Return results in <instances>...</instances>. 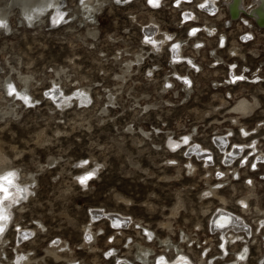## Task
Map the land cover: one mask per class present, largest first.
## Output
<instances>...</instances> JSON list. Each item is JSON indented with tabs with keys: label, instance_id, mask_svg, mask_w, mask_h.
Returning a JSON list of instances; mask_svg holds the SVG:
<instances>
[{
	"label": "rangeland",
	"instance_id": "rangeland-1",
	"mask_svg": "<svg viewBox=\"0 0 264 264\" xmlns=\"http://www.w3.org/2000/svg\"><path fill=\"white\" fill-rule=\"evenodd\" d=\"M172 1L0 0V177L28 191L11 201L0 264H153L161 253L229 264L242 246L243 264H264V164L250 168L264 153V32L204 18L198 0L182 24ZM151 26L170 41L144 43ZM191 27L201 32L188 36ZM244 32L254 39L241 43ZM241 99L257 105L234 111ZM219 136L243 146L246 163L224 165ZM220 208L252 232L221 239L210 228ZM97 211L130 221L113 232ZM19 229L30 235L19 240Z\"/></svg>",
	"mask_w": 264,
	"mask_h": 264
},
{
	"label": "bare ground",
	"instance_id": "bare-ground-1",
	"mask_svg": "<svg viewBox=\"0 0 264 264\" xmlns=\"http://www.w3.org/2000/svg\"><path fill=\"white\" fill-rule=\"evenodd\" d=\"M25 1V0H24ZM31 2V1H30ZM230 3L232 2V0L229 1ZM27 3V1H26ZM25 3V4H26ZM51 4V3H49ZM58 4V3H57ZM56 4V6H57ZM28 5V4H27ZM44 7H46V3L44 5H38L36 7V10L37 11H40L42 10ZM253 10L250 12L251 14H253L254 16H257L256 19L261 23V24H264V0H257L256 1V4H254L253 6ZM250 7V9L252 8ZM242 8V0H236V3H235V10H232V14L233 16H237V13H239L240 9ZM30 15V13L28 14ZM3 19V17L0 15V21ZM243 21H246L245 19H243ZM247 24H249V22H247ZM156 26H151V28H145L147 31H149V33L151 34L150 36L152 37L151 40H152V43H155L156 45H158V47H162L166 42V38L170 37V35L168 34H164L166 38H161V39H157L155 38L154 35H156V29H155ZM153 30V33H152V30ZM151 30V31H150ZM170 41V39H169ZM173 55H176V52H173L172 51V57ZM189 61V60H188ZM63 98V97H62ZM61 98V99H62ZM257 105V100L255 99L254 102H249L245 99H241L240 101H238L236 103V105L233 107V110L234 111H237V112H240V113H247L249 112L253 107H255ZM188 140V139H187ZM228 141H229V138L228 136H225V137H216L214 138V142L217 144V143H221L222 144V148L221 149V152L223 153V155L226 156V162L229 161V163H231L234 159V157L236 156H240L241 155V152L243 151V146H240L238 147V145H233L232 147H227L228 146ZM227 144V146H226ZM196 145V144H195ZM198 145H196V147H194L192 144H189V147L192 152L195 153V156L197 157H200V158H204V155L206 154L205 153V149L204 148H197ZM254 146H256L254 144ZM254 150L256 149L255 147L253 148ZM207 152V151H206ZM207 156V155H206ZM256 156V155H255ZM244 157V156H243ZM241 157V159L243 158ZM206 158V157H205ZM255 158H258L260 160H263L264 161V153H258L257 156ZM223 159V158H222ZM233 159V160H231ZM239 159V160H241ZM238 160V162H239ZM255 160H253V162L255 163ZM247 161V160H246ZM257 168V167H256ZM1 169V168H0ZM6 169V168H5ZM13 169V168H12ZM11 170V169H10ZM2 171H5L2 169ZM10 172V171H9ZM14 172V171H13ZM6 173V172H5ZM15 173V172H14ZM1 174V173H0ZM11 173H8L2 177H0V189H6V191H3V190H0V243L4 241V238H3V233L5 231L6 226H7V223L9 221V218H10V213H9V209H10V205H11V201L13 200H19V199H22V198H26L27 197V192H26V189L22 186H18L19 184H16V183H20L21 181L17 182L16 180V183L14 182V177ZM20 175V174H19ZM88 175V174H87ZM93 177V176H92ZM19 178V177H17ZM80 180V179H79ZM78 180V181H79ZM9 181H11V183H9ZM23 182V180H22ZM88 182V181H87ZM24 183V182H23ZM27 184V182H26ZM21 185V184H20ZM23 185V184H22ZM84 185H86L84 183ZM28 188V187H27ZM32 190V189H31ZM29 194V193H28ZM242 199V198H241ZM240 200V199H239ZM240 203L242 204L241 206L243 207L244 205L247 204V202H245L244 200H240ZM246 203V204H245ZM240 205V204H239ZM247 207V206H246ZM245 208V207H244ZM244 210V209H243ZM246 210V209H245ZM259 211V210H258ZM98 212V211H97ZM243 212V211H242ZM245 212V211H244ZM264 212V211H263ZM96 215H94L93 217H106L107 219H109L110 222H115L116 224H127L129 221H128V218L125 217H122V216H117V215H114L112 213H109V214H104L103 213H95ZM243 214V213H241ZM263 216V215H262ZM14 217V216H12ZM108 221V220H107ZM258 224H257V229L259 230V228H262L264 229V221H263V218L260 220L258 219ZM210 225H211V229L212 230H216L219 234H221L223 236V238L221 239H224L226 240V238L228 240H230L231 242L235 239L237 240L236 238V235L238 233L242 234V231H246L247 234L249 232H252L251 230V227L245 223V220L243 217H241L240 215H235V214H232L230 213L229 211L223 209V208H220L217 210V213L213 214L211 216V219H210ZM127 228V227H126ZM256 229V231H257ZM6 232V231H5ZM27 230L25 231H21L19 229V232H18V239H22L24 236L27 235ZM216 233V232H215ZM29 234V233H28ZM236 234V235H235ZM30 235V234H29ZM244 236V235H243ZM241 237V236H240ZM239 238V236H238ZM227 240V241H228ZM165 242V241H164ZM163 242V243H164ZM162 243V242H161ZM169 243V242H168ZM2 246V245H1ZM224 246V245H223ZM177 247V246H176ZM151 248V247H150ZM223 248V247H222ZM227 248V247H226ZM141 249V248H140ZM151 249H154V248H151ZM176 249V248H175ZM224 249V248H223ZM178 250V249H176ZM149 251V250H148ZM174 251V250H173ZM142 253V251H141ZM168 253V252H167ZM224 253V251H223ZM15 254V253H14ZM146 254V253H145ZM162 254V253H161ZM158 255L157 257L155 258H159L161 256H164L163 255ZM177 254V253H176ZM221 254V253H220ZM17 255H20V257L23 259L25 255L23 254H18ZM154 255V254H153ZM219 255V254H218ZM200 256V255H199ZM247 256V248L245 246H242L236 253H235V257L234 259L229 263V264H243L244 260H245V257ZM27 257V256H26ZM25 257V258H26ZM115 257V256H114ZM118 257V256H117ZM201 257V256H200ZM220 257V256H219ZM17 258V256H16ZM15 258V259H16ZM59 258V257H58ZM151 259V257H149ZM189 257H186L185 255L183 254H177L175 257L171 258V259H167V258H160L159 261H158V264H192V261H190V259H188ZM14 259V260H15ZM119 259V258H118ZM121 259V258H120ZM3 260V259H2ZM127 260V259H126ZM129 260V259H128ZM127 260V261H128ZM149 260V259H148ZM147 260V261H148ZM20 260H16V262H18ZM26 261V260H25ZM21 262V264H26V262ZM124 261V260H123ZM152 261V260H151ZM14 262V261H13ZM75 262V261H74ZM74 262H69V263H72L74 264ZM203 262V261H202ZM201 262V263H202ZM214 262V261H213ZM125 263V262H124ZM130 263V262H129ZM212 263V262H211ZM16 264H19L16 263ZM28 264V263H27ZM145 264V263H143ZM194 264V263H193ZM197 264V263H196ZM214 264V263H213Z\"/></svg>",
	"mask_w": 264,
	"mask_h": 264
},
{
	"label": "built area",
	"instance_id": "built-area-1",
	"mask_svg": "<svg viewBox=\"0 0 264 264\" xmlns=\"http://www.w3.org/2000/svg\"><path fill=\"white\" fill-rule=\"evenodd\" d=\"M161 1L162 0H159L158 6L162 4ZM229 1L230 0H198V7H196V9L198 11L197 14L203 16L204 18H212V17H216V16H218L219 14L222 13L223 16L226 18V21H228V22H237L239 20L243 21V19H245L246 21H243L244 23L247 24V22H249V24H250V22H251V25H252V28H253L251 30H253V32L254 31L257 32L256 34L264 32V26L258 24V20L256 19L257 16H254L253 14L250 13L253 10L252 6L254 4H256L257 0H251V4H249L247 7L244 4V0H242V8L240 9L237 17H235V18L232 17L231 14H230L229 8H230V5H231L232 2L230 3ZM193 2H194V0H173L172 1L173 7L183 8V10L180 13V20H181L182 24H187V23H191L192 22V20L194 18V13H193V11L191 9H188V7H186V5L191 6V4ZM219 3H221V4L218 5ZM147 5L149 7H151V8L158 7V6L154 7L152 4H150L149 0H147ZM250 7H252V8L250 9ZM193 30H195V31H193ZM199 32H201L200 29H196L195 27H191L188 30L187 35L194 37ZM150 35L151 34L149 33V31L146 30L145 33H143L142 41L144 43H147V44L150 43L152 41L151 40L152 37ZM252 39H254L252 32H244V34H241V36L239 38L241 43H245V42H247L249 40H252ZM197 43H198L197 47H202L203 44H199V42H197ZM220 45L224 46V40L222 38H219V41H218V46H220ZM174 46H176V47H174ZM169 47H170L171 58L175 62H178L179 59H180V56L178 54L179 53V47L177 46V44H173V43ZM172 51L176 52V55H173V57H172ZM232 79H234V78H232ZM185 81H189V80L186 79V78H182V82L184 84H188V83H185ZM218 145H219V148L222 147L221 143H218ZM226 146H227V144H226ZM220 149H222V148H220ZM241 157H242V153H241L240 156L234 157L233 158L234 160L231 159V160H233L231 163H229V161H227L228 165L229 164H233V162L239 160ZM243 158L241 159L242 162H240L242 165L244 163H246V160H244ZM223 159H224V161H222V162H223L224 165H226L227 162L225 161L226 160V156L225 155H224ZM258 160L259 161L256 162L255 165H254L255 167L252 166L254 164V162L250 165V168L253 171L257 170L258 164H264L263 160H260V159H258ZM204 161H209V157H206ZM94 215H96V214H94ZM263 221H264V218H263ZM93 223H96V222H93ZM107 223H108L109 229L112 230L113 232H115V231L119 232L120 230H123L124 226L126 225V224H116L115 222H107ZM26 236H29V234H27ZM26 236H24V237H26ZM24 237L22 239H24ZM147 237L149 238V235H146V238ZM85 241L86 242H90L91 241V236L90 237L86 236V240ZM55 242H56L55 240L52 241V243H55ZM112 253H114L113 250H107L106 253H105L106 258L111 257ZM247 253H248V250H247ZM160 258H164V256H161L159 258H155L154 261H153V264H158V261H159ZM246 258H247V256L245 257V259ZM121 262H122V259H117L114 264H121ZM122 264H128V263H122Z\"/></svg>",
	"mask_w": 264,
	"mask_h": 264
},
{
	"label": "snow or ice",
	"instance_id": "snow-or-ice-1",
	"mask_svg": "<svg viewBox=\"0 0 264 264\" xmlns=\"http://www.w3.org/2000/svg\"><path fill=\"white\" fill-rule=\"evenodd\" d=\"M120 2H121V0H117V3H120ZM124 2H127V0H124ZM149 3L152 4L155 7V6H158L159 0H149ZM29 19H31V17H29ZM61 19H62V17H61ZM193 31H195V30H193ZM168 39H171V37H168ZM174 47H176V46H174ZM236 79H243V77H237ZM185 83H188V81H185ZM9 88H10V93L9 94L11 95V94H13L14 89H12L11 85L9 86ZM28 99L29 98L27 96L24 97V100H25L26 103L28 102ZM245 135H247V133H245ZM187 142H188V140H187V138H185V143H187ZM253 167H255V166H253ZM218 175H222V174L218 173ZM92 176H93V173H89L88 175H86L84 177H80L79 178L80 182L82 184H84V183L87 182V180L91 179ZM9 183H11V181H9ZM0 190L6 191V189H0ZM244 206L246 207L247 205H244Z\"/></svg>",
	"mask_w": 264,
	"mask_h": 264
},
{
	"label": "water",
	"instance_id": "water-1",
	"mask_svg": "<svg viewBox=\"0 0 264 264\" xmlns=\"http://www.w3.org/2000/svg\"><path fill=\"white\" fill-rule=\"evenodd\" d=\"M235 3H236V0H232V3H231L230 8H229L230 14L234 18L237 17V16H233V14H232V10H235ZM237 15H238V13H237ZM258 24L264 26V24H261L259 21H258Z\"/></svg>",
	"mask_w": 264,
	"mask_h": 264
}]
</instances>
